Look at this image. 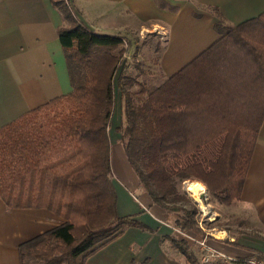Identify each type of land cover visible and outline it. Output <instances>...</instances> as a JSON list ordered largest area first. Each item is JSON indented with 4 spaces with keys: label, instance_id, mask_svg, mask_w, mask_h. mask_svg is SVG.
<instances>
[{
    "label": "trees",
    "instance_id": "obj_1",
    "mask_svg": "<svg viewBox=\"0 0 264 264\" xmlns=\"http://www.w3.org/2000/svg\"><path fill=\"white\" fill-rule=\"evenodd\" d=\"M54 4L67 22L58 39L72 90L0 127V200L8 210L44 208L62 219L19 245L20 264H83L126 228L147 229L116 212L109 130L117 103V132L139 189L172 228L202 239L195 204L177 186L201 182L213 204L240 200L264 121V11L225 26L213 9L220 38L157 86L136 82L131 92L125 39L92 32L62 0ZM171 243L200 264L195 243ZM247 250L242 258H264Z\"/></svg>",
    "mask_w": 264,
    "mask_h": 264
},
{
    "label": "crops",
    "instance_id": "obj_2",
    "mask_svg": "<svg viewBox=\"0 0 264 264\" xmlns=\"http://www.w3.org/2000/svg\"><path fill=\"white\" fill-rule=\"evenodd\" d=\"M54 1L0 0V127L72 90L74 82L58 39L59 29L66 27L67 22ZM64 6L90 31L123 37L130 58L134 54L139 56L138 51L144 48L147 53L157 54L153 67L164 80L220 38L214 29L217 18L213 9H217L225 26H234L261 14L264 0H69ZM148 35L156 39L154 47L143 44L137 50L139 39ZM128 62L124 76L132 79L131 92L138 88L134 83L158 77L148 72L140 74ZM141 62V68L153 72L147 62L142 59ZM118 105L109 130L116 212L120 217H133L147 229L126 228L83 264H189L171 243L172 238L181 236L166 222L164 211L139 190L138 179L128 164L117 132ZM233 203L241 213H251L259 225L257 228L264 229V121L240 200ZM217 205L230 209V204ZM61 223L62 219L47 209L8 210L0 200V264H20L19 245ZM221 231L227 233L225 239H216L213 233L206 235L212 248L237 258L249 256V248L264 253V231L258 232L261 236L258 239ZM235 239L247 252L230 247Z\"/></svg>",
    "mask_w": 264,
    "mask_h": 264
},
{
    "label": "rangeland",
    "instance_id": "obj_3",
    "mask_svg": "<svg viewBox=\"0 0 264 264\" xmlns=\"http://www.w3.org/2000/svg\"><path fill=\"white\" fill-rule=\"evenodd\" d=\"M63 3H69V0H62ZM66 9L69 11L68 6H66ZM71 13V12H70ZM136 39H139L136 38ZM139 44L136 46V49L139 50L143 44L147 45L150 43L151 47H154L156 39L154 36H146L144 39H139ZM126 44V43H125ZM124 45V44H123ZM127 46V44H126ZM124 45V48L126 47ZM126 50V49H125ZM124 53H127L124 52ZM139 56H132L129 60L130 63L133 64V67L135 70L139 71L140 74H144L145 72H148L150 76L156 75L158 77L154 78L153 80L150 79L149 84H154L153 86H157L163 81V76L160 77L158 75L157 69L153 67V65H156L157 62V54H152V53H147V51L144 49L138 51ZM134 57V58H133ZM141 59L145 62L148 63L149 69H151L153 72H150L148 70H145L144 68H141ZM139 61V62H138ZM128 62V63H129ZM148 81V79H147ZM135 89L133 88L132 91ZM118 104V103H117ZM120 108V107H119ZM143 115V114H142ZM115 116V114H114ZM119 116V110L117 117ZM143 120L140 119L138 120V124L142 125ZM112 151V150H111ZM143 158L139 157L138 163L140 164L141 162H144ZM190 183V182H188ZM187 185V181L181 182L178 184L177 188L179 189L180 192L186 193L187 196L192 200V202L195 204V207L197 209V213L195 215V220L197 221V226L203 233V237H205L207 234L210 233H215L216 231H221V230H230V235L232 236H247V237H252L254 236L261 238V236L258 234V232L264 231V229H258L257 227L259 226L254 218V216L251 213H241V209L239 206L235 203L230 204V209L228 208H223L220 205L209 203V195L203 186V193L204 196H200L199 200L203 204L205 208H203L200 204V202L196 201L190 194L189 192L185 189ZM140 190V189H139ZM141 191V190H140ZM228 209V210H227ZM217 212V213H215ZM217 219V220H216ZM201 228H200V227ZM213 229H215L213 231ZM230 247L232 249L242 251V252H247V250L242 249V247L238 246L237 244H230ZM27 264H37V262L32 261V260H27Z\"/></svg>",
    "mask_w": 264,
    "mask_h": 264
},
{
    "label": "built area",
    "instance_id": "obj_4",
    "mask_svg": "<svg viewBox=\"0 0 264 264\" xmlns=\"http://www.w3.org/2000/svg\"><path fill=\"white\" fill-rule=\"evenodd\" d=\"M125 43L126 42L124 41V45L126 46ZM125 49L126 51L128 50L127 46L125 47ZM122 59L127 61L130 59V55L128 53H124L122 56ZM177 233L181 237L189 240L192 243H195V245L198 248L200 264H264V258L258 259L255 257H249L245 259V258H237V257L228 256L216 250L215 248H212L211 246H209L206 236L203 237L202 239L196 240L179 231H177Z\"/></svg>",
    "mask_w": 264,
    "mask_h": 264
},
{
    "label": "bare ground",
    "instance_id": "obj_5",
    "mask_svg": "<svg viewBox=\"0 0 264 264\" xmlns=\"http://www.w3.org/2000/svg\"><path fill=\"white\" fill-rule=\"evenodd\" d=\"M203 189H204L203 186L200 183H196V182H190L187 183L186 185V190L189 192V194L196 201L200 202L203 208H205L201 203V201L199 200V197L203 194ZM213 236L216 237V239H225L227 237V233L225 231H216L213 234Z\"/></svg>",
    "mask_w": 264,
    "mask_h": 264
}]
</instances>
